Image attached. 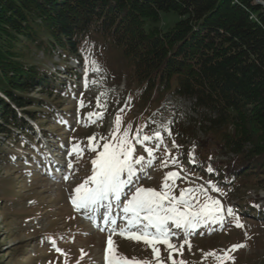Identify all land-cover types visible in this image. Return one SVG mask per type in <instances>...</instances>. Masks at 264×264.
I'll list each match as a JSON object with an SVG mask.
<instances>
[{"label":"rangeland","instance_id":"rangeland-1","mask_svg":"<svg viewBox=\"0 0 264 264\" xmlns=\"http://www.w3.org/2000/svg\"><path fill=\"white\" fill-rule=\"evenodd\" d=\"M255 1L264 6V0ZM179 20L177 14L165 13L161 16V28L168 30ZM88 52L100 65L101 72L90 70L86 60ZM27 61L47 70L52 75V84L57 85L52 91L39 87L29 92L28 97L40 101L44 107L43 111L36 113L40 118L38 121L26 118L33 131H17L15 142L0 135V264H106L108 233L89 226L91 223L87 219L85 222L71 204L70 195L91 175V160L96 153L88 151L89 145L97 141L102 144L104 141L99 138L110 136L117 114L123 120L121 132L131 125L130 138L141 126L143 133L149 135L160 130L167 152L176 157L183 168L180 171L171 163L168 167H159L165 158V147L162 146L156 152L157 167L149 169L153 178L145 179L142 182L144 187L159 190L166 173L171 171L180 172L175 195H179L180 188L208 187L206 182L210 180L202 172L205 152L196 153L199 150L197 145L208 139V123L200 118L198 110H194L192 101L171 94H166L160 104L142 106L134 93L137 81L132 66L113 44L90 34L84 49L75 56L58 49H34ZM91 81L97 83L91 84ZM47 95L50 98H46ZM25 109L34 111L33 108ZM89 113H102L103 119L93 116L96 122L91 123ZM202 121L204 124H200ZM165 128L170 129L171 136L164 131ZM186 133L191 135L189 140L185 138ZM93 137L95 139H89ZM173 140L178 148L173 145ZM75 144L85 150L80 159L75 154L69 155ZM194 146L196 162L192 164L186 156ZM136 147L137 155L147 156L143 146ZM210 154L215 155L214 152ZM210 154L208 159H211ZM232 157L219 155L214 165ZM69 162L73 165L71 168L67 167ZM185 173L187 179H184ZM65 176L69 178L65 179ZM230 189L223 191L227 195L210 189L209 194L220 199L225 207H232L245 227L229 224L224 226L226 230H221L220 226L202 227L190 238L191 251L187 245L183 250V259L188 264H218L211 256L205 259L204 254L213 250L219 253L240 243L247 247L232 253L235 264H264V216L261 217L264 215V183L258 184V180L253 179ZM100 211L104 212L103 209ZM50 239H55L56 247L66 255L57 252ZM112 239L117 253L123 257L140 261L153 259L152 248L142 241L120 235ZM158 247L161 257H165V246Z\"/></svg>","mask_w":264,"mask_h":264},{"label":"trees","instance_id":"trees-1","mask_svg":"<svg viewBox=\"0 0 264 264\" xmlns=\"http://www.w3.org/2000/svg\"><path fill=\"white\" fill-rule=\"evenodd\" d=\"M165 13L180 17L168 30ZM90 34L122 51L142 106L166 94L192 101L209 126L196 152L208 180L225 192L264 183V6L255 0H0V135L15 142L33 131L26 118L38 121L44 107L29 92L57 85L30 52L75 56ZM219 155L233 157L214 165Z\"/></svg>","mask_w":264,"mask_h":264},{"label":"snow or ice","instance_id":"snow-or-ice-1","mask_svg":"<svg viewBox=\"0 0 264 264\" xmlns=\"http://www.w3.org/2000/svg\"><path fill=\"white\" fill-rule=\"evenodd\" d=\"M86 60L91 71L96 73L102 71L90 52ZM90 83L95 84L97 81ZM83 106L81 101V107ZM97 106H100L99 102ZM93 116L96 119H103L102 113H89L88 118L91 123L96 122V119H92ZM122 123V116L117 114L110 136H101L99 139L104 141L102 144L97 141L96 144L89 145L88 151L96 153L95 158L91 160V175L75 187L70 195V202L75 210L85 215L99 230L108 233L106 264H169V262L188 264L183 259V250L187 245L191 251L190 238L202 227L220 226L221 230H226L224 227L226 224H234L237 228L245 227L241 217L232 207H225L220 199L209 194L210 189L212 192L227 195L211 181L206 182L208 187L194 185L180 188L179 195H175L176 180L180 178V172L171 171L166 173L159 190L144 187L142 182L153 178L149 169L157 167L156 152L162 146L165 147V158L161 160L159 167H168L171 163L180 171H183V168L179 160L171 157V153L167 152L160 130H154L153 134L149 135L143 133L141 126L130 138L131 125L129 124L121 132ZM164 131L171 136L170 129L165 128ZM172 143L175 147H179L175 144V140ZM137 145L143 146L147 156L136 154ZM84 151L79 144H75L69 155L75 154L76 158L80 159ZM189 156L191 162L195 163V146ZM72 166L71 162L67 165L68 168ZM212 171L213 169L209 167L208 172ZM184 179H187V173ZM101 209L104 212L97 217ZM97 219L102 223H98ZM115 235L137 242L142 241L152 248L153 259L140 261L137 258L130 260L123 257L114 247L112 238ZM245 235L250 239L247 233ZM50 242L57 252L66 255L56 247L55 239H50ZM158 245L165 246L167 255L163 258ZM245 247H247L245 243L235 244L228 249L220 250L219 253L215 250L205 253L204 258L211 256L218 264H229V262L235 264L232 253Z\"/></svg>","mask_w":264,"mask_h":264},{"label":"bare ground","instance_id":"bare-ground-1","mask_svg":"<svg viewBox=\"0 0 264 264\" xmlns=\"http://www.w3.org/2000/svg\"><path fill=\"white\" fill-rule=\"evenodd\" d=\"M81 214H82V213H81ZM100 215H102V214L97 213V217H99ZM82 216L85 217V215H83V214H82ZM85 218H86V217H85ZM86 219H87V218H86ZM87 220H88L89 223H91V225L93 224V222H92L91 220H89V219H87ZM97 220H99V219H97ZM100 222H101V221H100ZM101 223H102V222H101Z\"/></svg>","mask_w":264,"mask_h":264},{"label":"water","instance_id":"water-1","mask_svg":"<svg viewBox=\"0 0 264 264\" xmlns=\"http://www.w3.org/2000/svg\"><path fill=\"white\" fill-rule=\"evenodd\" d=\"M257 4H259V5H263V4H262L261 2H259V1L257 2Z\"/></svg>","mask_w":264,"mask_h":264}]
</instances>
